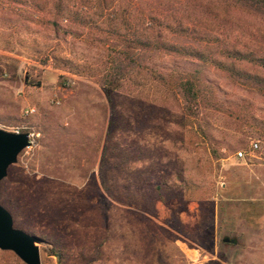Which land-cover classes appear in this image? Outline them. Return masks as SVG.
Here are the masks:
<instances>
[{"label":"rangeland","instance_id":"rangeland-1","mask_svg":"<svg viewBox=\"0 0 264 264\" xmlns=\"http://www.w3.org/2000/svg\"><path fill=\"white\" fill-rule=\"evenodd\" d=\"M135 33L195 46L264 80L255 63L226 55L264 59V19L214 0H0V124L34 134L1 182V205L14 227L45 240L41 264H187L186 240L198 254L189 264H255L241 262L247 230L231 222L264 215V83L209 69L218 109L201 110L203 135L188 125L180 94L147 79L148 68L166 71L178 57L156 54L117 87L110 50L132 47ZM108 84L128 127L102 167ZM158 184L162 201L151 190ZM180 186L198 189L197 199H180ZM0 264L23 263L0 251Z\"/></svg>","mask_w":264,"mask_h":264},{"label":"trees","instance_id":"trees-1","mask_svg":"<svg viewBox=\"0 0 264 264\" xmlns=\"http://www.w3.org/2000/svg\"><path fill=\"white\" fill-rule=\"evenodd\" d=\"M222 6H229L231 8H238L239 10L245 11L256 17L264 19V0H214ZM159 3L162 0H158ZM165 7V4H164ZM166 15L170 11L164 8L163 10ZM150 14V13H149ZM148 21L150 25L155 23V16H149ZM61 17V16H57ZM154 22V23H153ZM52 27L56 32L60 30L58 22L54 21L51 23ZM133 46H122L121 49L116 50L112 47L110 50V66L112 72L117 77L118 86L120 87L123 83L131 79V74L133 72L138 73L142 67L145 60L153 57L156 54H168L174 57H178L183 63H175L173 66L166 71H158L148 68L147 69V79L153 83L157 88L162 90L167 94L174 95L176 92L180 94L183 100V114L190 127L196 125L197 130L206 135V132L202 128L200 121L197 119L201 110L207 107L217 108V88L212 82L208 81L206 72L212 68H221V70L231 79H236L243 86H256L259 87L264 80L262 77L240 72L234 68L232 64L223 66L217 63L216 60L210 59L204 55V53L195 46L179 47L178 44H171L162 41L159 38H140L138 34H131ZM226 55L230 58H238L240 60H245L250 63H255L261 69L264 70V59H254L246 57L239 54L237 51L227 52ZM111 84L104 86V94L108 102L109 107V119L107 124V129L105 133V146L102 153V163L103 164L111 158L114 151V146L117 143L113 142L117 134H123L126 132L128 127V120L123 113L116 106V95L113 89L110 88ZM218 109V108H217ZM236 117V116H235ZM193 119L195 122H191ZM244 119L243 116L241 118ZM185 120V121H186ZM192 134L193 141H197L198 137L192 132V129L187 130ZM114 145V146H113ZM244 147V146H243ZM126 157L123 159L125 160ZM180 189L176 190V195L180 196V199L184 201H190L197 199L195 192L198 190L195 187L180 186ZM152 192L156 193V199L162 201L163 193L167 191L163 184H158L152 186ZM180 193V194H179ZM0 198H1V188H0ZM6 210L9 211L13 218V213L4 205H2ZM150 210L152 205L149 203ZM58 261L61 259L59 253L55 252L53 254Z\"/></svg>","mask_w":264,"mask_h":264},{"label":"water","instance_id":"water-1","mask_svg":"<svg viewBox=\"0 0 264 264\" xmlns=\"http://www.w3.org/2000/svg\"><path fill=\"white\" fill-rule=\"evenodd\" d=\"M30 146L29 134L0 130V188L10 166ZM228 241V240H225ZM41 237L14 227L11 214L0 203V251L12 252L23 264H41Z\"/></svg>","mask_w":264,"mask_h":264},{"label":"crops","instance_id":"crops-1","mask_svg":"<svg viewBox=\"0 0 264 264\" xmlns=\"http://www.w3.org/2000/svg\"><path fill=\"white\" fill-rule=\"evenodd\" d=\"M190 209H194V204L190 205ZM231 227L234 228V231L238 232V234H242V232L246 233L244 230H247V234H244L240 244L242 247L241 262L264 264V215L250 218H246L242 215L239 220L231 222ZM229 237H231V235H229ZM185 242L182 241V243H179V248L181 252L186 255L188 259L187 264L194 263L198 254H196L197 252L194 247H188L190 242L187 240ZM190 244L195 246L193 243ZM230 244L235 246L236 243L234 240H231ZM244 247L246 248L245 251L243 250ZM245 256H247V258Z\"/></svg>","mask_w":264,"mask_h":264},{"label":"built area","instance_id":"built-area-1","mask_svg":"<svg viewBox=\"0 0 264 264\" xmlns=\"http://www.w3.org/2000/svg\"><path fill=\"white\" fill-rule=\"evenodd\" d=\"M35 112V110L33 108H29L25 111V115L26 116H29V115H32L33 113ZM0 130H3V131H7V132H12V133H16V134H19V133H23V129H20L18 127H12L10 129H8L7 127L3 126L0 124ZM29 134V141H30V146L27 147L26 149H29L31 146H32V140H33V137H34V134L31 133V132H27ZM251 149L254 151L256 149H258V144L257 143H253L251 145ZM236 156L237 158L239 159H244L245 158V154L241 151L237 152L236 153Z\"/></svg>","mask_w":264,"mask_h":264}]
</instances>
